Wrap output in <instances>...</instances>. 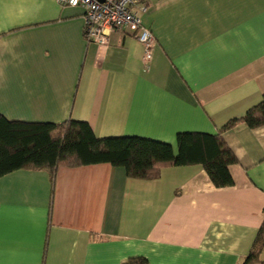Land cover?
Masks as SVG:
<instances>
[{"label": "crops", "instance_id": "crops-1", "mask_svg": "<svg viewBox=\"0 0 264 264\" xmlns=\"http://www.w3.org/2000/svg\"><path fill=\"white\" fill-rule=\"evenodd\" d=\"M156 40L146 68L134 36L87 43L83 10L0 0V116L84 121L98 138L167 143L217 135L264 94V0H140ZM233 184L199 164L136 180L108 163L0 177V264H241L263 221L264 125L221 132ZM264 260V248L259 255ZM258 264V263H256Z\"/></svg>", "mask_w": 264, "mask_h": 264}, {"label": "trees", "instance_id": "trees-1", "mask_svg": "<svg viewBox=\"0 0 264 264\" xmlns=\"http://www.w3.org/2000/svg\"><path fill=\"white\" fill-rule=\"evenodd\" d=\"M242 123L250 129L264 125V94L240 118L228 121L217 135L179 133L177 153L172 146L150 139L119 136L98 138L87 122L68 120L61 124L8 121L0 116V177L17 170H45L51 178L60 166L77 167L108 163L122 167L136 180L159 177L162 165L199 164L216 188L233 184L229 167L236 160L224 144L221 132ZM264 248L263 221L248 256L241 264H264L259 255ZM123 264H148L143 257Z\"/></svg>", "mask_w": 264, "mask_h": 264}, {"label": "built area", "instance_id": "built-area-1", "mask_svg": "<svg viewBox=\"0 0 264 264\" xmlns=\"http://www.w3.org/2000/svg\"><path fill=\"white\" fill-rule=\"evenodd\" d=\"M61 7L83 10V33L87 43L106 48L112 32H125L142 46V61L146 68L153 58L156 40L142 25L141 14L146 6L140 0H55Z\"/></svg>", "mask_w": 264, "mask_h": 264}]
</instances>
